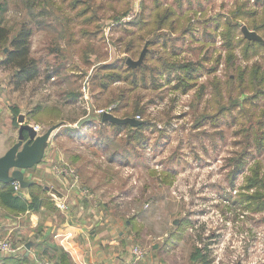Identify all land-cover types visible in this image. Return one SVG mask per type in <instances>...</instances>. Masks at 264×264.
I'll return each instance as SVG.
<instances>
[{"label":"rangeland","instance_id":"rangeland-1","mask_svg":"<svg viewBox=\"0 0 264 264\" xmlns=\"http://www.w3.org/2000/svg\"><path fill=\"white\" fill-rule=\"evenodd\" d=\"M62 1L53 0L63 6L61 11L50 2L45 5L49 12L45 25L40 28L30 25L33 32L31 56L41 67V77L14 92L10 83L12 74L0 67V131L6 134L5 138H0V143L10 141L8 138L12 142L8 129L10 118L6 112L13 108H18L22 114L35 112L39 106L41 109H56L59 112L57 120L36 122L42 128L41 135L55 125H69L75 129L76 123H66L91 114V122L84 123L74 137H63L61 152L70 153L69 158L75 157L76 160L75 167L71 162L63 163L75 171L76 168H85L89 173L96 172L98 167V183H103L104 187L107 183L115 196L104 198L105 203L110 204L115 215L132 220V247L140 248L145 254L157 251L153 254L157 264H192L194 248H199L201 255L206 252L209 264H264V212L243 209L239 204V193L245 192L242 190L244 179L255 159L263 161L264 170V145L260 148L253 138L248 146L246 136L239 131L241 124L232 123L229 113L222 111L216 116L221 108H232L234 100L243 113L260 112L255 106L244 103L252 98L251 93L241 95V91L231 93V88L226 90L227 83L231 87L230 81L236 80V75L228 67L223 29L214 32L213 28V21L218 18L233 20L231 14L237 5L247 2L248 8L260 10L264 7V0H255L254 3L251 0H159L162 7L176 11L178 21H174L171 28L156 30L144 42L157 37L158 46H161L167 40L171 61L199 63L201 69L194 74V85L187 91L174 90V81L169 83L165 73L160 74L158 87L148 85L147 90L138 91L143 97L141 104H146V111L138 115V121L148 124L139 139L137 136L132 138L134 131H122L113 136L110 126L101 129L95 111L116 105L106 104V97L98 102L93 100L95 107L91 105L90 73L94 66L103 63L136 62L141 54L142 65L147 63L148 51L160 52L158 46H144L138 57H131L122 49L127 42H123L126 39L123 29L110 31L112 25L137 21L143 8L153 0H93L99 6L95 5L94 16L96 24L104 27V39L86 44L78 34L85 27L75 25L72 31L79 44L73 48L68 45V26L59 21L62 12L68 10ZM3 9L0 19L12 34L18 31L24 20L29 21L19 1L10 2ZM238 25L241 31L246 30L247 36L242 34L249 42L264 44V38L258 33L241 22ZM124 28L130 29L129 26ZM85 50L88 51L84 53ZM7 51L4 48L0 52V61ZM234 52L235 61L231 64L235 68L242 70L259 64L260 70L264 71L262 53L245 60L239 49ZM46 65L49 72L57 66L63 67V71L46 81ZM148 66L153 65L148 63ZM212 68L214 70L210 72ZM215 80L221 84L220 95L212 88ZM70 93L81 94V97L70 103ZM253 104L264 112V98ZM252 121L261 123L264 117ZM246 122H251L248 117ZM257 129L258 125H255ZM245 151L252 157L244 156L245 169L232 180L230 166L233 167L234 160ZM111 158L114 162L108 164ZM79 180L83 185L80 177ZM183 220L191 222L186 229L181 227ZM205 247L207 249L203 252ZM193 264H199V260Z\"/></svg>","mask_w":264,"mask_h":264},{"label":"trees","instance_id":"trees-1","mask_svg":"<svg viewBox=\"0 0 264 264\" xmlns=\"http://www.w3.org/2000/svg\"><path fill=\"white\" fill-rule=\"evenodd\" d=\"M19 1L27 12V18L29 21H25L19 26L18 31L12 34L10 28L3 24L0 19V52L7 48L8 51L0 61V67L9 71L12 75L10 77V83L13 86V91H19L24 86L37 81L41 77V67L37 60L31 56V36L33 34L30 25H36V28H40L47 23L46 18L49 12L45 9V5L50 2L54 6L58 7L61 11L63 6H59L53 2V0H0V14L3 12V7L9 5L10 2ZM62 3H66V10L62 12L59 21L68 26L69 42L72 48L79 44V41L75 39L74 32L72 31L75 25L83 26L78 32L82 42L89 44L93 41H103L102 25L96 24L95 5L93 0L87 2L85 0H63ZM149 6L143 8L142 14L139 16L137 21L128 22L127 24L112 25L111 30L123 29L122 32L126 34V42L122 45V49L125 53L130 54L131 57H138L142 47L147 48L157 47L159 45L158 38L155 37L153 40L144 42L146 37L154 33L156 30H162L164 28H171L173 23L178 21L176 11L171 8L162 7L159 0H153ZM262 3V2H261ZM248 3L244 2L241 5H237V9L232 12V19L218 18L213 21L214 32L218 29H223L222 38L227 48V61L230 63L228 66L231 68L236 75V80H231V87L226 85V90L231 88V93L241 91V95L251 93V97L243 102L249 106H255L260 112L243 111L237 102L234 100L232 108L220 109L217 112L218 116L220 112L225 111L231 116L232 123L241 124L240 134L245 135L248 141V146L253 141L258 142L259 147L262 148L264 145V122H258L255 124L252 120L255 118L264 117L262 109H258L257 105L253 102L258 99L264 98V71L260 70V65L255 64L252 67L243 68L242 70L235 68L233 63L235 61V50L239 49L242 57L248 60L251 56H259L262 53V59H264V44L257 42H249L246 37L243 36L240 25L241 22L246 25L249 30H253L258 35L264 38V7L260 10L250 9L247 7ZM99 7V6H97ZM104 9V7H101ZM175 19V20H173ZM173 20V22H172ZM175 21V22H174ZM74 23V24H73ZM188 23V20H187ZM73 24V25H72ZM129 26L130 29L124 27ZM174 29V28H173ZM209 29V28H208ZM209 34H206V36ZM210 37V36H209ZM161 41V40H160ZM73 43V45H72ZM167 40L160 44L159 51L154 50L148 51L146 54L147 63L131 67L127 65L126 60L118 61L113 64H99L93 67L90 73L89 83V94L95 102L100 101L103 97H106V104H115L112 114L120 119L135 118L138 115H143L146 111V104L142 103V96L138 94L139 90H147L148 85H152L151 88L159 86V77L163 73L166 74L167 81L171 83L174 81V90L187 91L194 85V74L201 69L199 63L194 64L192 62H186L187 64H180L176 61H171L172 56L167 53ZM157 47V48H158ZM71 48V49H72ZM88 50H85L86 53ZM148 63L153 66L149 67ZM161 69V72H159ZM63 71V67L57 66L52 70L48 69L46 65L45 71L48 74L45 76V80L48 81L50 78L57 77L60 71ZM214 68L210 70L212 72ZM159 72V74H158ZM161 74V75H160ZM193 76V77H192ZM151 83V84H150ZM118 85L123 87L115 88ZM220 82L215 80L212 88L215 89L217 95H220L222 90L219 88ZM233 89L235 91H233ZM227 91V93H230ZM81 94L70 93L68 101L70 103L77 102L80 99ZM94 106V105H93ZM95 107V106H94ZM97 108V107H96ZM14 123L15 118L19 115V109L13 108L12 110ZM49 111V113H47ZM217 111V110H216ZM42 113V114H41ZM59 113L56 109H48L36 107L35 112L30 111L28 115L34 122L41 123L47 120H57ZM245 114V116H244ZM259 115V116H257ZM240 119V117H243ZM99 118L100 127L105 130L106 127L111 128L113 136L119 135L122 131H134L132 138L142 136L144 129L148 127L146 122H141L137 127L130 125H115L102 123ZM247 117L250 119V123H247ZM255 125H258V129L255 130ZM111 137V136H110ZM243 138V136H241ZM131 138V136L129 137ZM103 140H108L104 138ZM105 145V144H104ZM250 149V148H249ZM248 152H243L242 156L238 160H234V166H230V178L234 179L237 173H242L245 169V155L252 157ZM237 155V154H236ZM264 157V156H263ZM253 159V158H252ZM264 160V158H263ZM112 163L114 159H109ZM244 186L242 190L245 192L239 193V204L242 205L243 209H249L256 213L264 212V170L263 161L255 159L252 166L249 168V175L244 179ZM31 202L23 200L21 196L15 194L12 184H1L0 183V208L12 215L27 214L29 212H37L38 209L43 205L44 200L42 199L43 189L40 186L31 185L28 187ZM52 211H55L54 207H51ZM131 221V220H130ZM132 223V222H130ZM191 225V222L183 220L181 227L186 229ZM200 239V238H199ZM207 249L206 247L203 250ZM202 251L199 248H194L192 254L191 263L195 260H199V264H209L208 255H201ZM28 257L13 258L8 256L3 261V264H27ZM61 264H73L67 254L62 253L60 256Z\"/></svg>","mask_w":264,"mask_h":264},{"label":"crops","instance_id":"crops-1","mask_svg":"<svg viewBox=\"0 0 264 264\" xmlns=\"http://www.w3.org/2000/svg\"><path fill=\"white\" fill-rule=\"evenodd\" d=\"M1 105L0 103V107ZM6 114L10 118L8 129L12 142L8 138L10 141L0 143V151H2L0 157L17 143L18 129L21 125L18 122L19 117L22 118L23 124L30 125L32 128L37 125L29 118L28 112L22 114L19 111L16 125L12 111L7 110ZM80 119L66 124L77 123ZM1 125L3 126V122ZM50 128L55 130L44 144L36 161L22 171L24 180L42 187L43 205L37 212L32 211L21 215H12L0 208V240L8 238L15 246H25V248L29 246L30 252L20 250L15 255L0 252V264H3L8 256L20 259L24 256L28 257L27 264H37L36 259L48 261L51 264H61L62 253L67 254L73 264H125L131 259V241L134 237L131 231L132 223H130L132 220L115 215L112 213L110 204L105 203L104 198L115 196L112 190L109 191L107 183L106 187L103 183H98L97 166V171L93 173L87 172L85 168H76V173L83 184L81 187L85 188L89 195L79 197L72 193L66 212L59 211L56 206L58 201L49 195V189L63 193L62 181L52 173L51 167L59 161L71 162V166L74 165L75 157L69 158L70 153L63 154L60 148L63 137L71 139L79 129L76 126L75 129H71L69 125H55ZM68 128L70 129L67 130ZM41 132L37 133V137L42 136ZM24 135L26 136V133ZM5 137L6 134L0 131V138ZM20 196L28 203L31 202L28 188H20ZM51 207H54L55 211H52ZM153 248L156 250V246ZM156 252H147L145 258L137 264H157L153 255Z\"/></svg>","mask_w":264,"mask_h":264},{"label":"water","instance_id":"water-1","mask_svg":"<svg viewBox=\"0 0 264 264\" xmlns=\"http://www.w3.org/2000/svg\"><path fill=\"white\" fill-rule=\"evenodd\" d=\"M242 32L247 36L246 30ZM143 54L136 62L126 60L127 65L136 67L141 64ZM91 106V105H90ZM92 115L79 120L75 126L81 128L84 123L91 122ZM22 118H18L21 124L18 129L17 143L13 145L2 157H0V183L12 184L17 183L21 189H27L32 183L24 180L23 170L29 168L36 161L37 156L40 154L44 144L48 141L55 128L48 129L41 137H37V132L30 125L23 124ZM102 123H110L115 125H130L137 127L141 124L133 118L120 119L112 113H104L100 116ZM26 133V136L24 135ZM49 195L56 201L62 202L64 196L55 189H49ZM29 252L30 247L26 246ZM241 264V263H238Z\"/></svg>","mask_w":264,"mask_h":264},{"label":"built area","instance_id":"built-area-1","mask_svg":"<svg viewBox=\"0 0 264 264\" xmlns=\"http://www.w3.org/2000/svg\"><path fill=\"white\" fill-rule=\"evenodd\" d=\"M251 2L254 3L255 0H251ZM113 109L114 107L112 106L107 108L106 110H97L95 112L97 113V115L101 116L104 113H112ZM134 119L138 121L139 116H136ZM34 130L37 133H40L42 131V129L37 125H34ZM51 171L56 177L60 178L62 181V191H63L62 194L64 196V200L62 202L56 203L57 209L59 211L66 212L68 210V203L69 200L71 199L72 193L77 194L79 197L89 195V192L85 188L81 187L79 176L76 173V171L73 168H70L67 164L63 163V161L54 163L51 167ZM12 186L15 194H18V196H20L19 185L15 182L12 183ZM20 250L26 251L27 249L25 248V246H15L8 238H4L0 240V252L9 255H15ZM130 253H131V259L125 264H137L138 262L142 261L146 255L143 250H141L136 246L132 247ZM36 263L50 264L49 262L40 261L37 259H36Z\"/></svg>","mask_w":264,"mask_h":264}]
</instances>
